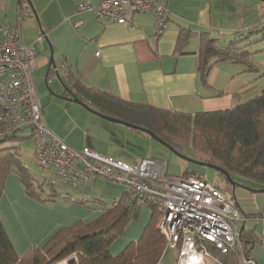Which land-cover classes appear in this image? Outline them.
<instances>
[{
  "label": "crops",
  "instance_id": "crops-1",
  "mask_svg": "<svg viewBox=\"0 0 264 264\" xmlns=\"http://www.w3.org/2000/svg\"><path fill=\"white\" fill-rule=\"evenodd\" d=\"M103 1L31 0L38 19L29 16L20 20L21 9L18 8L16 0V21L3 25L19 27L23 44L34 48L36 68L33 71V82L36 93L39 80L40 85L43 82L45 86L44 78L48 71L51 50L56 69L73 95L76 94L68 82V76L64 78L62 64L65 66L66 74L67 71L69 72L73 83L109 93L126 102L191 114L228 110L243 102L240 101L239 95L237 96L236 93L230 95L227 91L218 89L214 83L208 81V78L207 86L200 82L197 71L199 37L193 35L182 48H178L179 32L181 28H184L195 34L208 32L212 38H215L216 32H220L222 28L229 35L228 37L238 30L237 26L246 28L248 31H257L264 28L263 2L259 0H154L170 12L165 31L157 38L154 35L155 18L152 14L129 10L125 14L126 23L118 24L97 16L95 8ZM81 4H87L91 6V9L79 11L78 6ZM247 81L249 85L246 86L254 84L249 78ZM49 84L56 94L65 96L66 93L54 78L53 72L50 73ZM44 97V102L50 101L51 98L58 99L49 92L44 94ZM82 101L89 106L86 101ZM44 102L39 100L44 121L47 127L56 133L44 114ZM64 103L66 107L76 105L65 101ZM88 114L89 116L82 117L86 128L81 129L75 121L77 134L73 135L74 137L72 132L56 133L66 145L75 146L79 139H82V150L98 152L126 164H134L143 158L130 155L129 162L117 158L118 154L121 155V151L117 152L121 146L115 143V138L121 133L126 135L125 131L110 126L108 124L110 122L90 112ZM26 133L27 135L22 134L21 137L28 138V132ZM140 135L147 140H153ZM43 172L46 182L49 183L55 178L53 170L47 169ZM6 181L0 204L9 202L7 204L9 209H13L16 207L13 200L16 196L30 207L40 206L26 196L15 178H9ZM78 187L63 184L59 180L54 185L61 196H63L62 190L65 192L64 195H69L72 199L87 202L98 199L96 201L105 205L118 201L127 193L125 186L102 178H91L84 186ZM27 205H25L26 208H29ZM91 205L90 203L88 208L76 207L77 205L54 206L53 209L57 210L56 217L59 219L57 223L52 224L53 226L51 225L45 231L27 234L29 243L26 242L25 245L41 248L63 228L78 222L83 224L93 222L102 214V209H90ZM240 212L248 217L245 223L250 220L256 221L257 217L264 215L246 213L242 210ZM29 213H24L25 219H29ZM253 246L254 244L246 250L242 249L243 254L256 264H264V254L252 252ZM175 250L177 264H187L188 260L194 256L201 258L198 264H222L210 254L206 247L191 249L189 246H181ZM121 251L113 253L114 255L110 254L117 256ZM162 257L159 260L160 264H162Z\"/></svg>",
  "mask_w": 264,
  "mask_h": 264
},
{
  "label": "trees",
  "instance_id": "trees-1",
  "mask_svg": "<svg viewBox=\"0 0 264 264\" xmlns=\"http://www.w3.org/2000/svg\"><path fill=\"white\" fill-rule=\"evenodd\" d=\"M25 4L26 0H17L18 8L21 9ZM193 35H197L200 41L197 71L202 84L208 85L207 78L212 65L221 61H230L245 66L247 72H254L247 51L237 45L246 38L234 39L227 47L219 48L218 40L212 38L210 33L195 34L181 28L178 48H182ZM67 76L75 96L86 101L97 112L151 132L180 154L222 169L233 181L236 178L245 179L264 188V90L228 110L191 114L126 102L109 93L73 83L68 71ZM26 138L13 135L0 141V146L10 140L22 141ZM185 149L188 152L184 153ZM11 173L16 175L24 193L33 201L54 203L61 199L82 207L88 203L72 199L69 195L62 197L49 183L40 184L23 165L17 148L0 147V199L5 181ZM217 174L226 181L221 173ZM105 206L108 207H104L102 214L93 222H78L65 227L41 248H31L21 257L15 252L0 219V264H44L52 249L56 248L51 261L77 254L78 264L159 262L166 249V240L154 228L157 223L153 222L146 225L136 242L129 243L117 256H112L109 251L127 222L137 218V212L142 207H149L153 215H162L156 202L146 199L143 203L130 204L126 193L118 201ZM241 227L240 242L242 249L246 250L254 244V229H246L244 223ZM204 247L222 264H240L233 253L222 254L209 243H205Z\"/></svg>",
  "mask_w": 264,
  "mask_h": 264
},
{
  "label": "built area",
  "instance_id": "built-area-1",
  "mask_svg": "<svg viewBox=\"0 0 264 264\" xmlns=\"http://www.w3.org/2000/svg\"><path fill=\"white\" fill-rule=\"evenodd\" d=\"M90 9L87 4L78 6L79 11ZM95 9L99 18L118 24L126 23L129 10L150 13L157 38L165 31L170 15L154 0H104ZM29 16L30 9L23 6L20 20ZM35 68L36 53L23 44L19 27L0 26V141L27 131L38 167L54 172L55 178L49 182L53 187L57 180L78 187L91 178H102L125 186L130 204L154 200L162 213L157 229L166 239V249L203 248L209 243L222 254L233 253L240 264H256L243 254L240 242L242 227L238 225L248 217L204 179L167 176L162 164L149 156L126 164L88 149L76 151L56 137L44 121L33 82ZM61 69L67 78L63 64ZM256 221L263 223L260 246L264 251V215Z\"/></svg>",
  "mask_w": 264,
  "mask_h": 264
},
{
  "label": "rangeland",
  "instance_id": "rangeland-1",
  "mask_svg": "<svg viewBox=\"0 0 264 264\" xmlns=\"http://www.w3.org/2000/svg\"><path fill=\"white\" fill-rule=\"evenodd\" d=\"M16 11V0H0V25L16 21ZM237 27L238 30H235V35H231V37H228L229 35L225 33V30L223 28L220 30V32H216L215 39L218 40L217 46L219 48H225L229 45L230 41H233L234 39L246 38L244 41L240 42L237 45L238 47H244L245 51H247L248 60L253 66L254 72H247L245 66L237 65L230 61H221L212 65L209 71L208 81L214 83L216 85L215 87H217L218 89L227 91L230 95L236 93L237 96L239 95L240 101H245L254 97L255 95H258L262 90H264V28H261L257 31H248L246 30V28H240L241 26ZM248 78L254 82L253 85L246 86L249 85L247 81ZM37 85L38 98L39 100L44 102V94H48L46 87L43 85V82L42 85H40V80L39 82H37ZM244 96L246 98H244ZM48 101L44 102V114L45 116H47V119L51 122V125L54 127L56 133L60 134V131H64L67 133L72 132V136H75L77 134V130H75V121L80 125L81 129H83V127L86 128V125L84 126L85 121L82 118L84 116H89L86 110L77 105H71V107H66L64 101L59 99L51 98L49 103ZM80 114H82L81 117ZM108 124H110V126H115V128H118L119 130H124L127 135L126 136L125 134L121 133L116 136L117 138H115V143H118V145L121 146L117 150V152L121 151V155L118 154L117 157L120 160L129 162L130 155H135L143 158L146 156H150L162 164L163 174L167 176L196 175L197 177L204 179L208 184L220 191L226 201L232 207L240 209L246 213H256L259 215L264 214V194L253 195L251 192L243 189H262L258 184L245 179L236 178V181H234L239 184L242 188H238L236 190L234 189V191L232 192L231 186L227 183V181L222 180L215 170L204 166H197L186 163L183 160L179 159L177 156H175L170 150L162 146L160 143L154 140H147L143 138L140 133L133 131L132 129L127 128L125 126L112 123ZM26 132L24 131L22 132V134L27 135ZM56 133L54 132L55 136L62 141V139ZM0 147L17 148L18 152L21 155V161L23 165L30 171L31 175L40 184H43L44 182L48 184V182H46L43 178L44 172L38 167L34 159V145L31 138L28 137L22 141L10 140L2 144ZM69 147L76 151H82V139H79L77 145ZM184 151L183 152L186 153L187 150L185 149ZM95 153L104 155L98 152ZM9 178H15V180L19 182L21 188L23 189L20 181L14 173H11L7 177V179ZM6 182L7 181H5V186ZM78 189H82V187H78ZM56 191L59 194V191ZM61 192L62 195L65 196V192L62 190ZM13 200L15 201L14 204L16 206L13 209H9L7 205L9 204V202H7V204L5 202H2L0 204V216L3 226H5L4 228L6 230V233L9 236L14 250L19 257L24 255L32 247L25 245L27 244L26 242L29 243V237L27 236V234H31L34 232L39 233L40 230L45 231L52 224L57 223L59 219L56 217L55 212L57 210L53 209L54 206H75L61 199L56 200L54 203L35 201V203L40 204L39 207L38 205L30 207L27 204H24L21 199L19 197L17 198L16 196ZM96 200L98 199L89 200V202L86 203L85 207L88 208L90 203L92 204L90 206V209L98 210L103 209L104 207H108L105 206L102 202H98ZM25 205H27V207L29 208H26ZM25 212H30V220L25 219ZM137 215V218L130 219L127 222L120 236L110 246L109 251L112 255H114L113 253L115 252L121 251L125 247V245L128 244V242H136L139 236L141 235V232L144 230L146 225H148V223H158L161 218L160 215H153L149 207H142L140 210H138ZM240 226L241 224L239 223L238 227L240 228ZM245 226L246 228L254 229V246L251 249L252 252H255V254H264V251L260 246V241L263 236V223L261 221L250 220L245 223ZM154 228L157 229V225H155ZM56 251L57 248L52 249L50 254L47 256L45 263H79L77 254H71L64 258L51 261V258L54 256ZM176 254L177 251L175 249H167L163 254L162 264H177ZM156 264H160V262H157Z\"/></svg>",
  "mask_w": 264,
  "mask_h": 264
},
{
  "label": "water",
  "instance_id": "water-1",
  "mask_svg": "<svg viewBox=\"0 0 264 264\" xmlns=\"http://www.w3.org/2000/svg\"><path fill=\"white\" fill-rule=\"evenodd\" d=\"M260 2H263L264 3V0H259ZM26 3H27V7L30 9L31 13H32V16H34V18L37 20V14H36V11L34 10V7L31 3V0H26ZM53 72V75H54V78L56 79V81L61 85L62 89L64 90V93L68 94L69 97H66L64 95H59V94H56L52 88L50 87V73ZM44 82H45V86H46V89L47 91L52 94L53 96H55L56 98L60 99V100H63L65 102H68V103H72V104H76L78 106H81L82 108H84L86 111L90 112L91 114H94L95 116L101 118L102 120L104 121H107V122H110V123H114V124H119V125H122V126H125L127 128H130V129H133L135 131H139V132H142L146 135H148L150 138H152L154 141L160 143L162 146L166 147L168 150H170L175 156H177L179 159L183 160L184 162L186 163H189V164H193V165H197V166H204V167H207V168H210V169H213L215 170L216 172H219L221 173L227 183L231 186L232 188V192L234 191L235 187L237 188H242L239 184H237L235 181H233L227 174L226 172H224L222 169L218 168V167H215V166H212L206 162H202V161H198V160H195V159H192L190 157H186L182 154H180L179 152H177L173 147H171L170 145L164 143L163 141H161L159 138H157L154 134H152L151 132L147 131V130H144L142 128H139L137 126H133V125H130L128 123H125V122H122L118 119H114L112 117H108V116H105L95 110H93L92 108H90L86 103H84L81 99H79L78 97H76L75 95H73L70 91V89L68 87L65 86V84L63 83L57 69H56V66L54 64V60H53V52L50 50V60H49V65H48V71L47 73L45 74V78H44ZM244 190L246 191H249L251 192L252 194H264V188L262 189H259V190H251V189H247V188H243Z\"/></svg>",
  "mask_w": 264,
  "mask_h": 264
},
{
  "label": "bare ground",
  "instance_id": "bare-ground-1",
  "mask_svg": "<svg viewBox=\"0 0 264 264\" xmlns=\"http://www.w3.org/2000/svg\"><path fill=\"white\" fill-rule=\"evenodd\" d=\"M192 255L193 254H191V256ZM200 261H201V258H199L198 256L197 257L194 256V258L188 260L187 264H198Z\"/></svg>",
  "mask_w": 264,
  "mask_h": 264
},
{
  "label": "flooded vegetation",
  "instance_id": "flooded-vegetation-1",
  "mask_svg": "<svg viewBox=\"0 0 264 264\" xmlns=\"http://www.w3.org/2000/svg\"><path fill=\"white\" fill-rule=\"evenodd\" d=\"M72 93V92H71ZM66 97H69L68 94H65ZM238 189L237 187H235V190Z\"/></svg>",
  "mask_w": 264,
  "mask_h": 264
}]
</instances>
